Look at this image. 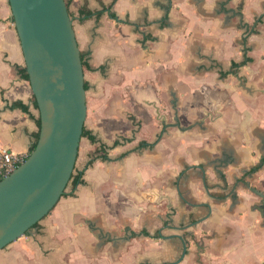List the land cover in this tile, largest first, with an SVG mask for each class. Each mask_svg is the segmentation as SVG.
Returning <instances> with one entry per match:
<instances>
[{"label": "crops", "instance_id": "crops-1", "mask_svg": "<svg viewBox=\"0 0 264 264\" xmlns=\"http://www.w3.org/2000/svg\"><path fill=\"white\" fill-rule=\"evenodd\" d=\"M66 2L87 61L80 181L0 264H264V0ZM25 73L0 0V150L16 156L40 130Z\"/></svg>", "mask_w": 264, "mask_h": 264}, {"label": "water", "instance_id": "water-1", "mask_svg": "<svg viewBox=\"0 0 264 264\" xmlns=\"http://www.w3.org/2000/svg\"><path fill=\"white\" fill-rule=\"evenodd\" d=\"M9 2L41 126L26 160L0 179V251L63 197L87 117L84 66L66 0ZM255 192L264 205V191Z\"/></svg>", "mask_w": 264, "mask_h": 264}, {"label": "built area", "instance_id": "built-area-1", "mask_svg": "<svg viewBox=\"0 0 264 264\" xmlns=\"http://www.w3.org/2000/svg\"><path fill=\"white\" fill-rule=\"evenodd\" d=\"M28 156H16L7 149L0 150V179L20 166Z\"/></svg>", "mask_w": 264, "mask_h": 264}, {"label": "trees", "instance_id": "trees-1", "mask_svg": "<svg viewBox=\"0 0 264 264\" xmlns=\"http://www.w3.org/2000/svg\"><path fill=\"white\" fill-rule=\"evenodd\" d=\"M67 6L69 7V4H67ZM70 12V11H69ZM71 15V14H70ZM81 58H82V62H83V66H84V68H86L87 67V61H86V59H85V55L84 54H82L81 53ZM25 77L29 80V75H28V73H27V70H26V73H25ZM85 89L87 90V85H86V83H85ZM36 105H37V102H36ZM37 107H38V105H37ZM40 126H41V121H40V119H39V129H40ZM39 134H40V130L38 131V133L36 134V137H35V141H34V144H33V146H32V150L35 148V146H36V144H37V141H38V139H39ZM87 134V131L85 130V127H84V131H83V135L82 136H84V135H86ZM92 140H94L93 138H92ZM79 181H80V179L79 178H76L75 177V175H74V173L72 174V177H71V180H70V183H72V185L73 186H75V185H77V183H79ZM64 195H65V193H64ZM63 195V196H64ZM38 225V223L35 225V226H37ZM34 226V227H35Z\"/></svg>", "mask_w": 264, "mask_h": 264}]
</instances>
